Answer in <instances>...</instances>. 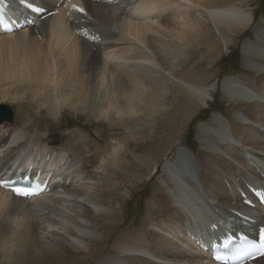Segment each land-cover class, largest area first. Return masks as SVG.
Wrapping results in <instances>:
<instances>
[{
    "label": "bare ground",
    "instance_id": "6f19581e",
    "mask_svg": "<svg viewBox=\"0 0 264 264\" xmlns=\"http://www.w3.org/2000/svg\"><path fill=\"white\" fill-rule=\"evenodd\" d=\"M81 1L91 25L103 36L100 45L72 34L63 7L35 28L0 37V45L21 40L7 46L14 55L0 53V97L19 103V113L25 115L14 125L0 123V172L30 158L39 168L55 160L60 173L44 199L24 202L0 189V239L18 233L37 250L36 257H54L63 264L202 263L205 256L193 245L182 248L185 231L199 233L207 220L233 216L230 210L244 207L235 187L246 180L261 181L264 172V20L227 5V0H122L116 6ZM206 24L214 27L225 54L232 51L227 45L239 43L240 62L257 73L255 77L225 75L207 87L191 83L185 72L188 64H180L179 58L191 54L187 47L194 37L200 45H209V31L198 30ZM248 28L257 33L255 39L238 42L227 35ZM37 35L44 44L27 45V39L35 41ZM215 57L216 51L211 59ZM145 80H158L167 88L178 85L180 99L189 97L195 111L210 106L217 87L230 101L228 115L211 111L197 125L199 151L177 140L172 150L162 151L161 161L160 155L131 151L128 136L141 118ZM4 107L0 103L6 115ZM68 109L88 113L93 123L103 124V146L68 128L63 144H48L42 112L49 116L44 122L53 123ZM119 131L121 138L116 136ZM92 151L101 153L97 162ZM144 167L150 168V175L156 172L157 179L145 224L111 237L115 231L109 229L118 221L122 224L118 206L127 197L126 182L143 178ZM7 260L15 261L12 254ZM257 263L264 264V258Z\"/></svg>",
    "mask_w": 264,
    "mask_h": 264
},
{
    "label": "rangeland",
    "instance_id": "374dc122",
    "mask_svg": "<svg viewBox=\"0 0 264 264\" xmlns=\"http://www.w3.org/2000/svg\"><path fill=\"white\" fill-rule=\"evenodd\" d=\"M227 5H233V7L235 8L247 11L248 13L253 15L255 20H264V0H227ZM198 30L200 34H202L203 32H207V30L209 31V45L207 47L200 45V43H198L199 37H194L187 47L191 54L186 57V59H184L183 55H181L179 58L180 64H184V62L188 64L185 72L191 75V83L207 87L220 80L225 75H241L243 76V78L250 79L257 75V73H253L245 69V67L240 62L241 56L237 54L239 43H236L234 46L232 43L227 45V47L231 48L232 51L225 54L224 48H220V46L223 45L217 34L215 33L216 31L212 25L206 24L199 26ZM240 33L241 30L237 31L236 33H229L227 35L229 39H235L238 42L244 37H251L255 39L257 35V33H255L252 28H248L243 34ZM5 43L7 44V41L2 42V44ZM6 47L7 46H0V53L3 57L15 54L12 49ZM215 51L216 57L214 59H211L212 54L215 53ZM209 59L214 61L210 62ZM145 81L146 83L144 85V91L141 92L143 97L140 112L141 118L137 120V122H133L134 124H132L131 132L128 136V143L131 151H144L151 157H153L154 155H160V157H158V160L161 161L163 155L165 154H162V151L172 150L174 148L173 146H175L173 145L175 140L180 141V144L182 145L184 141L183 138L188 139V143L184 142V144L187 145L190 150L192 149V151L194 152L199 151L200 146L195 139V135L198 132L196 123L208 119L210 113H207L204 107H202L201 109L199 108L195 111L194 103L189 99V97L180 99V96L178 95V85H176L174 88H167L166 84H161L158 80H156L155 82H152L150 80ZM15 87H17V85H15ZM3 88L4 87L0 86V94H3ZM135 92L136 91L132 90V95H135ZM213 94L215 95L212 97L213 99L215 98L214 112L228 115L227 106L230 102L229 99L225 95L220 93L217 87H214ZM11 95H13L12 92ZM0 103L7 104L12 108L14 112L13 120L17 119V121L19 122V120H22L25 116L20 114L21 111H19V103L9 101V99L5 100L3 97H0ZM239 105L241 106L242 104ZM1 112L2 111L0 110V113ZM46 112L47 111L44 110V112H42L43 115L41 114L40 116V120L42 121L44 126L43 130L45 129L47 131L49 129L57 131V123H59L64 117L72 115L75 120L74 124L66 128L78 129L84 134H88L90 138L93 137L92 139L96 141L100 146L104 145L105 127H103V124L102 127H95V123H93V120H91L92 117L88 113L79 114L80 111L72 112L70 109H68L67 113L62 115L58 122L49 123L47 121V123L43 120L44 117L49 118ZM31 115L32 114H30L29 117ZM136 123L139 124L136 125ZM101 128H104V131H102ZM97 131L99 132L97 133ZM108 131L109 132H107V136L112 130ZM192 131L193 135L195 133L193 138L191 135ZM60 132L62 134V131ZM113 134L115 133L113 132ZM116 136L121 138V131L117 132ZM149 151H153L154 153H148ZM92 152L96 153L95 158L97 162L100 158L101 153L97 151ZM90 155H93V153L90 152ZM91 157L87 158V160L90 162ZM90 169L91 168L89 167L88 171H90ZM143 170V178L129 180L126 182L127 187H129L127 197L122 200L121 204H119L118 206L119 212H121L122 210V213L120 214V216H122V224H120L118 221V224L116 225L117 227L112 226L109 229V231H111L114 228L115 231V233L111 237L119 234L123 229L126 230H123L124 232H128L129 230L139 228L140 226L145 224L146 217L148 215L147 203L152 199V192L156 187L157 179L155 175L156 172L152 173L153 176L150 175V168L146 169V167H144ZM148 174L149 178L146 180L144 176ZM99 218V222H101L103 220V217ZM18 235L19 234L17 233L14 236L7 238V240L0 239V264H23V262L24 264H63L61 261L56 260L54 257H52L51 260L49 258L44 260V258L40 256L36 257L37 250L33 248L26 239L23 240ZM3 241H9V243H5ZM108 244L109 242L105 243V245ZM102 251L106 252V250L104 249ZM11 254L13 255L15 261H6L7 256ZM85 264H93V262L91 261L90 263H88L87 261L85 262Z\"/></svg>",
    "mask_w": 264,
    "mask_h": 264
},
{
    "label": "snow or ice",
    "instance_id": "6c2138e0",
    "mask_svg": "<svg viewBox=\"0 0 264 264\" xmlns=\"http://www.w3.org/2000/svg\"><path fill=\"white\" fill-rule=\"evenodd\" d=\"M72 8L77 12H84L83 8H79L76 5H72ZM34 11L39 12V8H35ZM3 19L0 18V24H3ZM7 27V25H4ZM39 189H37L38 191ZM13 191L17 195H23V196H31L36 194L35 191L25 189V188H14ZM232 240V237L229 236L227 239L223 241V244L227 246L230 241ZM243 256H248L252 258L256 257H264V228L259 229V243L254 242L253 240H247L244 237L240 238V245L237 249V255L234 257L235 259H240ZM217 260L223 259V257H216Z\"/></svg>",
    "mask_w": 264,
    "mask_h": 264
}]
</instances>
